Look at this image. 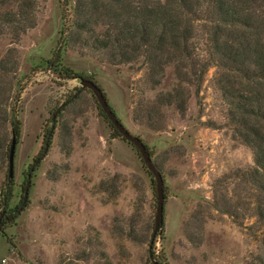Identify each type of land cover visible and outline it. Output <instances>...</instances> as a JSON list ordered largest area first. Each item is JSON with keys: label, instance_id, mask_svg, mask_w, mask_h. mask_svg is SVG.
Wrapping results in <instances>:
<instances>
[{"label": "rangeland", "instance_id": "374dc122", "mask_svg": "<svg viewBox=\"0 0 264 264\" xmlns=\"http://www.w3.org/2000/svg\"><path fill=\"white\" fill-rule=\"evenodd\" d=\"M74 1L35 0L30 27L17 35L0 27V191L9 178L12 189L0 206V264H264V222L254 215L264 195L240 176L254 161L228 122L216 84L221 70L210 64L195 92L184 82L178 88L171 65L153 83L139 64H110L70 44L56 60ZM197 44L204 56L205 45ZM63 67L100 86L161 173L163 222L152 257L153 176ZM179 89L183 101L168 103L165 93ZM16 91L20 126L9 176L4 118L16 106Z\"/></svg>", "mask_w": 264, "mask_h": 264}, {"label": "trees", "instance_id": "16d2710c", "mask_svg": "<svg viewBox=\"0 0 264 264\" xmlns=\"http://www.w3.org/2000/svg\"><path fill=\"white\" fill-rule=\"evenodd\" d=\"M34 6L35 0H0V27H10L6 29L12 35L22 32L34 21ZM198 39L205 45L204 56L198 52ZM68 44L110 64H139L153 83L171 65L178 88L184 82L195 92L206 68L218 67L216 84L228 122L253 156L254 166L243 169L240 176L264 195V0H75L71 17L59 32L56 60ZM61 70L67 78L83 77L67 67ZM165 94L168 103L176 97L183 101L180 89ZM18 100L16 91V106L4 118L10 133L6 160L11 136L16 141L19 134ZM7 183L0 191L2 209L12 197L11 178ZM254 215L264 222V200L259 197ZM153 245L154 238H149L151 257Z\"/></svg>", "mask_w": 264, "mask_h": 264}, {"label": "water", "instance_id": "95a60500", "mask_svg": "<svg viewBox=\"0 0 264 264\" xmlns=\"http://www.w3.org/2000/svg\"><path fill=\"white\" fill-rule=\"evenodd\" d=\"M79 85L81 88L88 89L91 94L96 99V102L101 109V112L108 122L109 125H111L116 132L118 133L119 137L124 140L126 143L130 144L139 155V158L141 159L142 163L145 165L146 169L151 173L153 176L154 181V188H155V211H154V218H153V228L150 235V241L154 238L155 234L158 232L160 226L163 222V179L161 176L160 171L156 168L154 163L151 160L149 151L146 148V145L141 140L140 137L132 134L123 124L122 122L117 118L115 115L113 109L110 107L109 103L107 102V99L100 88L94 81L80 77L79 78ZM63 104H60L57 106L52 113V118L54 117L55 113L62 107ZM52 131V127H50L49 132L46 135V141L50 136V132ZM14 148H15V139L14 136H11L8 155H7V170L8 175L12 176L13 174V156H14ZM47 148V142L44 143V146L42 148L41 156L43 157ZM34 161H37L35 159ZM33 163L31 164L29 171L26 174V177H30V172L33 167ZM28 186H29V180L25 182L24 188H23V194L21 198V203H24L27 200L28 195ZM150 256V255H149ZM151 257V256H150ZM152 264H159L157 261H151Z\"/></svg>", "mask_w": 264, "mask_h": 264}]
</instances>
